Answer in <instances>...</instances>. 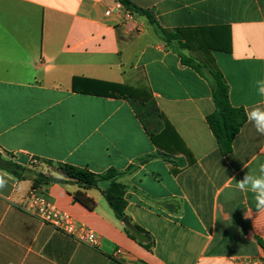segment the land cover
<instances>
[{"label":"crops","instance_id":"crops-1","mask_svg":"<svg viewBox=\"0 0 264 264\" xmlns=\"http://www.w3.org/2000/svg\"><path fill=\"white\" fill-rule=\"evenodd\" d=\"M129 1L182 39L165 41L135 12L127 20L117 0H0V159L32 169L18 179L0 168V264H237L264 255V212L235 188L264 163V136L246 118L264 106V0ZM182 57L213 61L223 75L231 138L216 128L209 80ZM109 85L139 100L99 94ZM44 160L118 171L130 226L103 195L107 181L85 191L92 210L74 200L78 184L33 189L35 171L57 176ZM33 192L93 230L101 247L43 221L29 209Z\"/></svg>","mask_w":264,"mask_h":264},{"label":"trees","instance_id":"trees-1","mask_svg":"<svg viewBox=\"0 0 264 264\" xmlns=\"http://www.w3.org/2000/svg\"><path fill=\"white\" fill-rule=\"evenodd\" d=\"M117 1L122 3L127 9L137 14L146 16L151 24L157 26L159 32L165 38V41L170 42L175 39L178 40L182 39L181 34L169 32L166 31L165 29H162L149 12L139 9L129 0H117ZM182 60L184 64L193 67L201 75H203L209 80L211 84L213 100L216 105V118H217L216 128L221 131L224 137L228 139L231 138V136L235 132V129H232L231 124L227 123L226 115L228 112L231 111V106L229 101V87L226 81L224 80L223 75L218 69L213 67V61L209 63L210 65L207 64L205 66H202V65H197L190 58L182 57ZM129 92L130 91L127 87L121 85H109L107 92L105 93L103 92L99 94L101 95L108 94L118 98H126L127 97L126 94ZM127 98H130L134 101L139 100V98H137L136 96H128ZM150 137L153 140V142H155V144H158L156 142L153 133H150ZM38 160L39 159H37L36 161ZM39 162L51 167L52 171L56 173L57 176L56 175L49 176L44 174L43 172L35 171L34 180H33V189H38L43 186H48L57 183L78 184L81 190L73 194L74 200L92 210L95 207V203L93 200L87 197L85 191L92 188H98L100 182L107 181L109 182V186L106 190L103 191V195L105 196L111 208L114 210L117 218L122 220L126 216L125 215V209L127 207V201L125 199L126 186L118 181V177L120 173L115 169H110L103 174H96L87 168H79L66 163H58L49 160H44ZM0 168L10 172L18 179L25 178L27 173L32 172V169H26L18 164L9 161H4L2 159H0ZM135 228L139 232H143L140 228L138 227ZM260 244L264 249V243L260 241Z\"/></svg>","mask_w":264,"mask_h":264},{"label":"built area","instance_id":"built-area-1","mask_svg":"<svg viewBox=\"0 0 264 264\" xmlns=\"http://www.w3.org/2000/svg\"><path fill=\"white\" fill-rule=\"evenodd\" d=\"M115 10L123 14L127 20H134V12L127 9L122 3L117 2ZM112 11H106V15H111ZM29 209L35 214L39 215L43 221L53 225L54 227L64 231L65 233L74 236L80 242L92 247L100 248L102 245V238L98 236L93 230L79 226L67 214L61 213L53 203L36 192L31 194ZM122 250L118 249L115 257H119ZM237 264H264V255L258 257H243L236 259Z\"/></svg>","mask_w":264,"mask_h":264},{"label":"clouds","instance_id":"clouds-1","mask_svg":"<svg viewBox=\"0 0 264 264\" xmlns=\"http://www.w3.org/2000/svg\"><path fill=\"white\" fill-rule=\"evenodd\" d=\"M258 94L264 97V81H257ZM248 123L255 131L264 136V106L252 105L246 113ZM4 186L0 183V188ZM235 188L239 192L252 193L254 207L259 212H264V163H260L255 172L248 171L241 180L235 182ZM251 212V208L249 209Z\"/></svg>","mask_w":264,"mask_h":264},{"label":"water","instance_id":"water-1","mask_svg":"<svg viewBox=\"0 0 264 264\" xmlns=\"http://www.w3.org/2000/svg\"><path fill=\"white\" fill-rule=\"evenodd\" d=\"M122 222H123L125 225L130 226V221H129L128 217L125 216V217L122 219Z\"/></svg>","mask_w":264,"mask_h":264}]
</instances>
